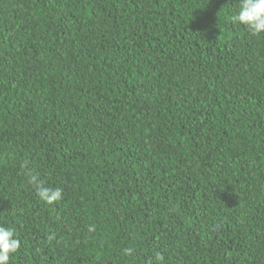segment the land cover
<instances>
[{"label": "trees", "instance_id": "16d2710c", "mask_svg": "<svg viewBox=\"0 0 264 264\" xmlns=\"http://www.w3.org/2000/svg\"><path fill=\"white\" fill-rule=\"evenodd\" d=\"M239 4L0 0L9 264H264V33Z\"/></svg>", "mask_w": 264, "mask_h": 264}, {"label": "clouds", "instance_id": "9594fccd", "mask_svg": "<svg viewBox=\"0 0 264 264\" xmlns=\"http://www.w3.org/2000/svg\"><path fill=\"white\" fill-rule=\"evenodd\" d=\"M231 20L233 24L244 25L251 35L264 33V0H240L239 8L233 13ZM30 183L35 186L38 197L52 204L61 200L62 189L59 187H46L37 174L30 175ZM95 225L89 226V231H94ZM51 239V237H49ZM21 246V241L10 227L0 225V264H9L10 258ZM134 249L126 247L123 249L125 256H132ZM163 261L161 253H155L154 259L149 264H158Z\"/></svg>", "mask_w": 264, "mask_h": 264}]
</instances>
